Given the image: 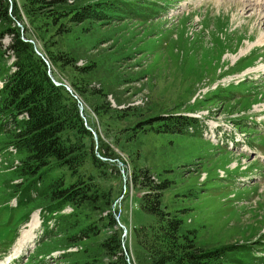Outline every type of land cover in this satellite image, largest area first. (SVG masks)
I'll return each mask as SVG.
<instances>
[{
	"label": "rangeland",
	"instance_id": "rangeland-1",
	"mask_svg": "<svg viewBox=\"0 0 264 264\" xmlns=\"http://www.w3.org/2000/svg\"><path fill=\"white\" fill-rule=\"evenodd\" d=\"M108 1L116 7L105 10L110 21L71 25L50 41L76 66L94 67L85 76L58 73L61 84L73 81L86 91L79 97L71 90L87 113L91 127L84 114L83 121L97 138L95 150L99 137L114 154L115 169L101 177L92 172L110 189L111 209L129 227L153 223L140 209L144 191L127 184L134 167L147 169L155 181H169L162 205L196 231L199 247L235 248L233 264H264V0H66V7ZM17 27L23 31L21 23ZM54 31L48 27L44 38ZM157 116L194 122L182 135L154 134L142 123ZM19 157L0 133V264L34 215L32 243L11 264H62L64 254L96 245L61 250L73 209L65 205L49 214L35 200L42 184L18 176ZM80 211V219L99 217ZM36 246L49 255L33 251Z\"/></svg>",
	"mask_w": 264,
	"mask_h": 264
},
{
	"label": "trees",
	"instance_id": "trees-1",
	"mask_svg": "<svg viewBox=\"0 0 264 264\" xmlns=\"http://www.w3.org/2000/svg\"><path fill=\"white\" fill-rule=\"evenodd\" d=\"M66 5V0H0V133L5 144H10L20 156L18 176L24 183L42 184L35 200L46 205L49 214L65 205L72 207L73 213L67 217L70 222L66 221L60 241L61 250L79 242L96 241L92 247L82 245L77 251L64 254L62 264H101L103 259L104 264H233L231 258L237 249L211 250L197 245L196 231L185 227L178 212L173 214L162 205L169 181H155L147 169L134 167L127 184L131 183L135 191H144L140 209L153 218V223L134 228L120 218L121 224L130 229L122 238L123 231L111 209L116 201L110 189L94 176L101 177L111 167L116 168L110 161L114 154L99 137L95 150L93 135L85 127L77 100L61 84L58 73L85 76L94 67L76 66L72 58L55 51L56 43L50 41L69 33L71 25L110 21L111 16L105 10L116 7L110 1L74 10ZM17 22L22 24L24 33ZM48 27H55L50 39L44 38ZM5 37L9 39L6 46ZM9 57L13 61L6 68L5 60ZM52 78L61 85H55ZM68 83L79 97L86 94L78 83ZM100 94L92 91L94 96ZM83 114L90 126L85 110ZM193 122L183 116H157L147 118L142 124L154 134L182 135ZM97 153L107 160H101ZM59 171L61 175L50 176ZM125 200L126 194L121 204ZM82 209L96 212L99 217L95 222L89 221L87 214L80 219ZM105 230L109 233L101 237ZM41 248L38 254L40 250L39 255L45 256V248Z\"/></svg>",
	"mask_w": 264,
	"mask_h": 264
},
{
	"label": "bare ground",
	"instance_id": "bare-ground-1",
	"mask_svg": "<svg viewBox=\"0 0 264 264\" xmlns=\"http://www.w3.org/2000/svg\"><path fill=\"white\" fill-rule=\"evenodd\" d=\"M253 1H254V4L256 5L257 2L255 3V0ZM37 224H38L37 216L34 215L31 220V224L26 227L27 230L23 232L20 239H18V241L16 242V246L13 250L12 255H10L9 257H6L5 262H3V264L10 262L12 259L16 258L22 252V250H24L27 246H29L32 243V240L34 238V230L36 229Z\"/></svg>",
	"mask_w": 264,
	"mask_h": 264
},
{
	"label": "water",
	"instance_id": "water-1",
	"mask_svg": "<svg viewBox=\"0 0 264 264\" xmlns=\"http://www.w3.org/2000/svg\"><path fill=\"white\" fill-rule=\"evenodd\" d=\"M17 25H19V23H17ZM21 32L23 33L22 30H21ZM24 40L27 41L26 39H24ZM29 42L32 43V41H30V40H29ZM37 53L42 57L41 53H39V52H37ZM43 59H44V58H43ZM44 61H45L46 64H48L47 60L44 59ZM52 80H53V82H54L55 85H58V86L60 85V83L56 82L53 78H52ZM66 89H67L68 92L74 97V99H77V97L73 94V92L71 91V89H70L69 87H66ZM77 104H78V108H79V111H80L81 117H82L83 120H85V118H84V116H83V113H82V112H83V106H82L81 102L78 101V100H77ZM86 127H87V126H86ZM87 129L90 130V131L92 132V134H93V136H94V141L97 142V138H96L94 132H93L90 128H88V127H87ZM97 156L100 157L98 154H97ZM101 159H103V158H101ZM115 220H116L117 224H119V227L123 230V235H122V237L124 238L125 235H126V233H127V230H126V228H125L123 225L120 224L119 217H118L117 215H115Z\"/></svg>",
	"mask_w": 264,
	"mask_h": 264
}]
</instances>
